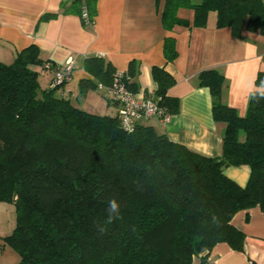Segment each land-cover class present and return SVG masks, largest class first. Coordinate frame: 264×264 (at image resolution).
Segmentation results:
<instances>
[{
    "label": "trees",
    "instance_id": "1",
    "mask_svg": "<svg viewBox=\"0 0 264 264\" xmlns=\"http://www.w3.org/2000/svg\"><path fill=\"white\" fill-rule=\"evenodd\" d=\"M96 5L63 0L60 10L80 18L85 10L93 23ZM180 9H191L193 18L180 17ZM210 12L217 27L235 37L245 31L264 36V0H165L161 21L168 31L205 27ZM163 52L167 62L177 57L174 38H165ZM57 67L35 45L9 64L0 62V202H12L16 212L0 251L14 249L15 264H191L195 257L206 264L218 243L243 250L245 236L231 219L255 206L264 212V71L242 117L222 100L220 72L198 74L197 84L210 90L213 119L222 125L221 154L209 157L150 125L124 131L118 111L99 115L75 107L56 94L65 85H54ZM83 68L92 79L80 81L81 95L99 83L111 85L116 73L99 56L86 58ZM40 71L52 74L46 89ZM137 74L130 62L122 76L132 92ZM151 76L152 97L176 114L179 100L167 96L174 78L156 66ZM241 166L249 169L243 186L225 174Z\"/></svg>",
    "mask_w": 264,
    "mask_h": 264
},
{
    "label": "crops",
    "instance_id": "2",
    "mask_svg": "<svg viewBox=\"0 0 264 264\" xmlns=\"http://www.w3.org/2000/svg\"><path fill=\"white\" fill-rule=\"evenodd\" d=\"M62 1L0 0V62L11 63L30 45L39 49L43 60L58 66L71 59L74 68L70 79L56 94L77 108L99 115H115L119 106L98 88L80 99V81L92 79L83 68L86 58L102 57L119 73L126 72L134 62L138 92L146 96H153L156 88L151 68H164L175 80L167 96L178 98L179 110L167 122L151 117L138 123L154 127L199 154L220 156L222 125L213 119L210 90L197 84V76L208 69L220 72L226 80L222 100L242 117L257 73L264 71V36L245 31L235 37L230 28L217 27L215 12L208 14L205 27L165 30L161 21L165 0H97L94 22L86 27L79 15L61 12ZM45 14L56 16L40 20ZM178 15L191 20L193 11L180 9ZM167 37L175 40L177 57L172 62L164 57ZM51 78V73L40 71V86L48 88ZM225 174L243 186L249 169L229 167ZM231 224L245 236L243 250L218 243L209 252L206 264H264V212L258 206L239 211ZM199 263L200 257H195L191 264Z\"/></svg>",
    "mask_w": 264,
    "mask_h": 264
},
{
    "label": "built area",
    "instance_id": "3",
    "mask_svg": "<svg viewBox=\"0 0 264 264\" xmlns=\"http://www.w3.org/2000/svg\"><path fill=\"white\" fill-rule=\"evenodd\" d=\"M81 18L85 25L91 26L88 14L82 11ZM73 62L66 60L54 71V85L66 84L73 71ZM123 73L114 74L111 85L104 86L98 84V89H103L107 99L119 106V121L121 128L126 132H132L139 121L147 120L151 117H157L162 122L169 121L171 114L158 105L157 100L152 96H146L142 93L132 92L123 81Z\"/></svg>",
    "mask_w": 264,
    "mask_h": 264
},
{
    "label": "rangeland",
    "instance_id": "4",
    "mask_svg": "<svg viewBox=\"0 0 264 264\" xmlns=\"http://www.w3.org/2000/svg\"><path fill=\"white\" fill-rule=\"evenodd\" d=\"M83 98H85V96L81 95L80 99ZM15 223L16 212L12 202H0V241L4 236L12 232ZM18 261V254L11 247L5 246L2 251H0V264H15Z\"/></svg>",
    "mask_w": 264,
    "mask_h": 264
},
{
    "label": "clouds",
    "instance_id": "5",
    "mask_svg": "<svg viewBox=\"0 0 264 264\" xmlns=\"http://www.w3.org/2000/svg\"><path fill=\"white\" fill-rule=\"evenodd\" d=\"M262 87H264V82H262ZM260 95L264 96V91H261Z\"/></svg>",
    "mask_w": 264,
    "mask_h": 264
}]
</instances>
